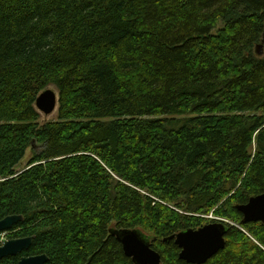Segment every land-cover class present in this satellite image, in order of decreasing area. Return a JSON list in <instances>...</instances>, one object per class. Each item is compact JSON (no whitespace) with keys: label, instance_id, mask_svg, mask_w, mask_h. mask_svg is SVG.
Segmentation results:
<instances>
[{"label":"trees","instance_id":"obj_1","mask_svg":"<svg viewBox=\"0 0 264 264\" xmlns=\"http://www.w3.org/2000/svg\"><path fill=\"white\" fill-rule=\"evenodd\" d=\"M263 39L264 0H0V221L23 216L24 256L135 264L126 229L190 264L173 237L222 222L205 264H264L238 211L264 194Z\"/></svg>","mask_w":264,"mask_h":264},{"label":"water","instance_id":"obj_2","mask_svg":"<svg viewBox=\"0 0 264 264\" xmlns=\"http://www.w3.org/2000/svg\"><path fill=\"white\" fill-rule=\"evenodd\" d=\"M264 43V39H263ZM262 51V45L257 48ZM59 97L56 92L47 89L37 99L36 108L38 112L45 115L53 114L58 107ZM243 214V224L258 223L264 224V194L252 197L245 205L238 207ZM23 221V216H8L0 221V233L10 231L15 225ZM121 243L125 255L135 264H161V255L151 248L150 243L138 230H111ZM226 226L222 222H215L205 225L197 230L181 232L173 237L176 245L181 249L180 259L190 264H205L226 247ZM33 238L11 239L0 247V260L17 256L29 250ZM47 255L22 257L19 264H47Z\"/></svg>","mask_w":264,"mask_h":264},{"label":"rangeland","instance_id":"obj_3","mask_svg":"<svg viewBox=\"0 0 264 264\" xmlns=\"http://www.w3.org/2000/svg\"><path fill=\"white\" fill-rule=\"evenodd\" d=\"M49 89L55 91L57 96H58V92H57V90L54 87L51 86V87H49ZM39 113L41 115V118H40V123L41 124H44V123H46L48 121H56L57 118H58V115H57L58 114V107H57V110L53 114H50V115H45V114H43L41 112H39ZM37 150H39V149L37 148ZM32 154H33L32 150L29 149L27 151L26 156L23 159V161L17 166V169H16L17 171H23L24 169H26L28 167L29 162L32 159ZM205 218H207V219H216L215 217H212V215H209V216H207ZM222 221H224V220H222ZM227 223H230V222H227ZM233 225L235 226V224H233ZM8 233L3 234V238H1V239H5V241H6V239H7L6 236L8 235Z\"/></svg>","mask_w":264,"mask_h":264},{"label":"flooded vegetation","instance_id":"obj_4","mask_svg":"<svg viewBox=\"0 0 264 264\" xmlns=\"http://www.w3.org/2000/svg\"><path fill=\"white\" fill-rule=\"evenodd\" d=\"M16 226V225H15ZM14 226V227H15ZM14 227L12 228V229H14ZM11 229V230H12ZM11 230L10 231H6V232H2V233H0V247H2V246H4V244L6 243V242H8L9 240H11V239H24V238H17L16 236H15V234H13L14 232H11ZM9 232V233H8ZM5 233H8V235L6 236V241H5V239H1V238H3V234H5ZM32 246V245H31ZM28 251V250H27ZM27 251H24L23 253H21V254H18L17 256H10V257H7V258H11V257H32V256H24V253H26ZM22 255V256H21ZM7 258H4V259H7ZM21 258H20V260H21ZM3 260V259H2ZM2 260H0V261H2ZM20 262V261H19Z\"/></svg>","mask_w":264,"mask_h":264},{"label":"bare ground","instance_id":"obj_5","mask_svg":"<svg viewBox=\"0 0 264 264\" xmlns=\"http://www.w3.org/2000/svg\"><path fill=\"white\" fill-rule=\"evenodd\" d=\"M239 211V210H238Z\"/></svg>","mask_w":264,"mask_h":264}]
</instances>
